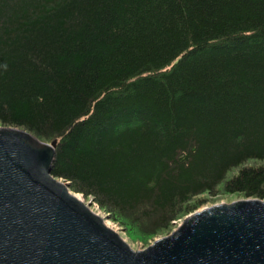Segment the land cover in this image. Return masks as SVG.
<instances>
[{
    "label": "trees",
    "instance_id": "trees-1",
    "mask_svg": "<svg viewBox=\"0 0 264 264\" xmlns=\"http://www.w3.org/2000/svg\"><path fill=\"white\" fill-rule=\"evenodd\" d=\"M0 127L139 241L263 200L264 0H0Z\"/></svg>",
    "mask_w": 264,
    "mask_h": 264
},
{
    "label": "water",
    "instance_id": "water-1",
    "mask_svg": "<svg viewBox=\"0 0 264 264\" xmlns=\"http://www.w3.org/2000/svg\"><path fill=\"white\" fill-rule=\"evenodd\" d=\"M56 146L0 127V264H264V199L212 202L131 249L51 175Z\"/></svg>",
    "mask_w": 264,
    "mask_h": 264
},
{
    "label": "rangeland",
    "instance_id": "rangeland-1",
    "mask_svg": "<svg viewBox=\"0 0 264 264\" xmlns=\"http://www.w3.org/2000/svg\"><path fill=\"white\" fill-rule=\"evenodd\" d=\"M251 165H257L256 163H249ZM61 181V180H59ZM76 196H78L79 198H82V195H78V194H75ZM240 197H243L241 195H208V194H205V195H202L200 196L198 199L194 200L195 203H200V206L199 208L205 206V205H208L212 202H216V201H220V200H225V199H232V198H240ZM83 202L88 205V203L90 202V199L87 200L85 198H82ZM90 210L95 213L96 215H99L101 218L104 219L105 223L107 224V226L114 230L116 233H118L120 235V237L130 246L131 249H142L143 247H145L148 243H150L152 240H149V241H146V242H143V241H139L137 239H134V238H131L129 237L125 231L120 228L117 224L113 223L110 221V219L102 212L98 209L97 205H92V206H89ZM198 208V209H199ZM182 221V219H180L175 225L174 227H172V229L170 230V232H167V233H164L160 236H169L176 228V226ZM159 237V236H157ZM156 237V238H157ZM155 239V238H154ZM153 239V240H154Z\"/></svg>",
    "mask_w": 264,
    "mask_h": 264
},
{
    "label": "bare ground",
    "instance_id": "bare-ground-1",
    "mask_svg": "<svg viewBox=\"0 0 264 264\" xmlns=\"http://www.w3.org/2000/svg\"><path fill=\"white\" fill-rule=\"evenodd\" d=\"M77 198H79L78 196H77ZM80 199V198H79Z\"/></svg>",
    "mask_w": 264,
    "mask_h": 264
}]
</instances>
